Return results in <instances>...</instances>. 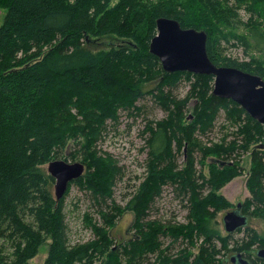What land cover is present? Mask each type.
Instances as JSON below:
<instances>
[{
  "label": "trees",
  "instance_id": "obj_1",
  "mask_svg": "<svg viewBox=\"0 0 264 264\" xmlns=\"http://www.w3.org/2000/svg\"><path fill=\"white\" fill-rule=\"evenodd\" d=\"M0 8L7 12L0 28V264H34L48 242L44 264H143L151 256H157V264H226L218 257L237 252L250 259L256 245L264 248V238L250 228L231 248L234 234H223L216 221L234 207L219 192L242 175L238 159L249 153L251 198L242 212L264 221V126L233 101L213 96V76L166 73L150 53L157 20L174 19L184 29L208 34V55L216 66L264 80V0H0ZM243 10L250 15L247 22L241 19ZM241 25L249 36L234 33ZM105 39L111 40L106 49L92 48ZM232 41L233 48L241 45L246 51L252 42L261 55H251L250 61L233 58L228 54ZM184 80L190 90L177 99L172 91ZM146 95L167 117L146 126L147 173L122 207L114 200L121 169L100 156L98 143L107 123L118 122L121 111L140 110L137 103ZM222 110L237 127L235 139L203 145L199 136L214 128ZM71 143L81 146L72 158L80 155L86 172L58 202L55 180L44 167L59 160ZM178 154L184 157L181 164ZM212 159L227 164L221 167ZM73 185L90 192L103 221L94 223L86 215L94 238L77 245L70 243L66 222ZM165 186L187 197L188 224L149 218ZM125 211L135 214L132 229L138 235L119 243L113 230ZM165 238L188 247L174 257L167 254L170 246L164 248Z\"/></svg>",
  "mask_w": 264,
  "mask_h": 264
},
{
  "label": "rangeland",
  "instance_id": "obj_2",
  "mask_svg": "<svg viewBox=\"0 0 264 264\" xmlns=\"http://www.w3.org/2000/svg\"><path fill=\"white\" fill-rule=\"evenodd\" d=\"M6 14L7 12L0 8V28L4 24ZM240 16L243 22H247L250 18V15L244 10L240 12ZM261 31L264 32V25L261 26ZM228 32L231 31H226V33ZM234 33L240 36H249V30L244 25H241ZM110 43V39H105L97 43L96 47L92 48L95 51H99L106 49ZM235 43L236 41H232L230 48L228 49V54L233 58H237L240 61H250L251 55L257 58L261 55V52H259L260 49L252 42V48L248 51H246L245 47L241 45L233 48L231 45ZM246 52H249L250 55ZM190 85L191 83L188 80L182 81L178 87L172 91L174 96L177 99H184L190 90ZM147 90H151V88H147L146 91ZM195 103L196 101L192 100L189 104L187 110L189 116H192ZM137 106L140 110L121 111L118 122L109 121L107 123L106 131L98 143L100 156L106 159L110 157L116 163L117 167L121 169V174L119 175L114 188V200L122 207H125L136 195L140 188V184L147 173V163L150 157V148L148 147L147 141L150 138V134L144 133L146 131V126L149 122H161L167 117L166 111L155 102L151 95L143 97L137 103ZM231 125L232 123L230 120L227 121L226 119L225 111L222 110L215 122L214 128L206 135L199 136V139L202 141L203 145L207 146L222 143L225 139L227 142H231L235 139V135L233 134L237 130V127H231ZM223 126H226V128L224 129ZM80 147L75 143H71L59 160L66 161L70 164L83 163V159L80 155H77V158L75 159L72 158L76 149ZM181 154L184 156L186 153L182 150ZM181 154H178L177 156L180 164L184 160V157ZM235 158L237 157H233L234 160ZM195 160L197 163V169L201 171V153L197 152L195 154ZM238 160L241 161V168H243L242 175L234 179L219 192L234 205L232 209L217 215L216 221L219 223L218 228L223 234H225L223 223L224 216L229 211L234 210L235 206L238 204H245L246 201L251 198V194L247 189V182L252 166L251 155L250 153L243 155ZM204 167L205 174L208 175L210 165L207 160L205 161ZM44 168L47 171L48 165ZM174 189L175 188L171 186H165L163 188L162 195L156 198L153 204L154 206L150 211V219L160 220L164 223L171 222L172 224L177 225H186L189 223L188 216L190 211L187 207V197L184 195L178 196ZM53 193L55 194V185L53 187ZM100 209L101 208L96 204L90 192L81 189L77 185L72 186L70 195L66 198L67 233L71 245L86 243L94 238L92 228H90V225L86 221V215H90L94 223L102 225L103 221L99 214ZM134 221L135 214L132 211H125L122 219L118 221L116 228L113 230L119 243L128 242L137 237L138 232L132 229ZM248 228L255 230L262 238H264L263 219L259 217H249V224L246 229ZM244 229L241 233H234L231 248L235 246L236 242H242L241 240L246 237L247 233L246 229ZM163 242L164 248L170 246V250L167 254L174 257L178 256L180 251L188 247L184 242L171 244V240L166 238L163 239ZM201 244L202 240L196 244V248L192 249V254L197 255L199 253V247ZM49 246L50 242L42 246L39 255L33 260L34 264H44L48 256ZM260 249L264 248H261L259 244L256 245L250 252H253V256L250 259L246 257L251 264H255V262L260 264V261H258L256 257V254ZM236 254L237 252L231 253L225 257L222 255L218 257V259L224 262L226 261V264H232L230 260ZM156 258L157 256H151L149 259L143 261V264H157Z\"/></svg>",
  "mask_w": 264,
  "mask_h": 264
},
{
  "label": "water",
  "instance_id": "obj_3",
  "mask_svg": "<svg viewBox=\"0 0 264 264\" xmlns=\"http://www.w3.org/2000/svg\"><path fill=\"white\" fill-rule=\"evenodd\" d=\"M208 34L196 29H184L180 22L169 18L157 20V35L150 44V53L159 58L166 73L187 72L195 75L213 76V96L238 104L250 117L264 126V80L236 68L218 67L208 55ZM211 163L221 167L227 162L218 159ZM48 174L55 180V197L59 202L72 183L80 180L86 172L83 163L70 164L55 160L48 164ZM237 210L229 211L223 219L225 232L234 234L249 224V217ZM264 260V249L257 252ZM232 264H251L243 254L231 258Z\"/></svg>",
  "mask_w": 264,
  "mask_h": 264
},
{
  "label": "flooded vegetation",
  "instance_id": "obj_4",
  "mask_svg": "<svg viewBox=\"0 0 264 264\" xmlns=\"http://www.w3.org/2000/svg\"><path fill=\"white\" fill-rule=\"evenodd\" d=\"M234 210H237V206H235V209H234ZM240 211H241V213H243V212H242V209H241Z\"/></svg>",
  "mask_w": 264,
  "mask_h": 264
}]
</instances>
